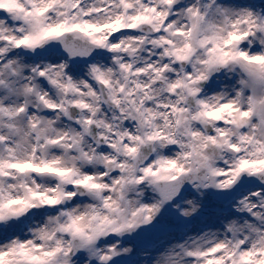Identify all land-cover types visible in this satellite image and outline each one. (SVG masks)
<instances>
[{
	"label": "snow or ice",
	"instance_id": "obj_1",
	"mask_svg": "<svg viewBox=\"0 0 264 264\" xmlns=\"http://www.w3.org/2000/svg\"><path fill=\"white\" fill-rule=\"evenodd\" d=\"M0 264H264V0H0Z\"/></svg>",
	"mask_w": 264,
	"mask_h": 264
}]
</instances>
